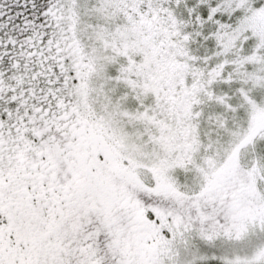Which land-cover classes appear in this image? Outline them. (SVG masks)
<instances>
[{"label": "snow or ice", "instance_id": "1", "mask_svg": "<svg viewBox=\"0 0 264 264\" xmlns=\"http://www.w3.org/2000/svg\"><path fill=\"white\" fill-rule=\"evenodd\" d=\"M0 264H264V0H0Z\"/></svg>", "mask_w": 264, "mask_h": 264}]
</instances>
